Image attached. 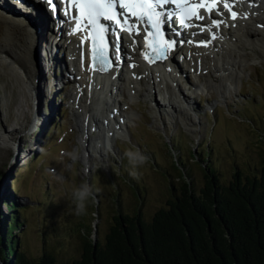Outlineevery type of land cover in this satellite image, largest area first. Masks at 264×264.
Segmentation results:
<instances>
[{"label": "rangeland", "instance_id": "1", "mask_svg": "<svg viewBox=\"0 0 264 264\" xmlns=\"http://www.w3.org/2000/svg\"><path fill=\"white\" fill-rule=\"evenodd\" d=\"M18 17L27 19L24 14ZM56 40L49 39L52 47ZM250 44V50L237 57L240 67L219 75L203 54L198 62L210 69L194 74L190 67H195V58L185 61L189 53L182 47L183 56L176 54L175 60L185 75L171 87L181 113L171 110L151 84L148 98L130 97L125 89L113 96L119 105L110 116V132L95 130L93 123L86 131V110L76 108L68 96L76 88L71 65L64 71L66 90L58 93L64 86L54 84L44 97L41 90L47 91V83L40 63L42 82L38 78L34 105L24 91L0 83V132L14 137L7 146L0 143V224L9 211L2 202L13 194L23 224L22 251L35 258L48 251L57 262H68L79 258L83 238L104 242L118 208L127 215L139 211L148 223L182 188L183 181L175 179L182 174L194 193L204 188L206 169L222 186L231 183L236 172L248 178L258 175L264 158V35ZM63 52L67 62L66 48L58 57ZM34 60L40 61L36 52ZM183 97L187 102L190 98L193 109H187ZM139 156L146 159L140 161ZM82 183L92 188L93 196L77 215L72 193Z\"/></svg>", "mask_w": 264, "mask_h": 264}, {"label": "bare ground", "instance_id": "2", "mask_svg": "<svg viewBox=\"0 0 264 264\" xmlns=\"http://www.w3.org/2000/svg\"><path fill=\"white\" fill-rule=\"evenodd\" d=\"M24 5L21 6V4L17 3V0H0V7L2 8H0V83L10 88L15 87L19 92L24 91L31 103L30 105H34L32 102L36 101L38 97V93L36 94L38 91L37 80L39 78L41 84L42 67L43 76L45 77H43V83H47V91L41 90V95L44 93L46 94L44 97H47L53 92L54 84L58 85L60 83L64 86L62 83L64 79H67L64 71H66L67 64H71L73 75L76 79H74V76L70 77V79H72L76 88L69 91L68 96L76 108L83 107L86 110V116L82 115L86 131L91 126L90 124L93 123L95 130L106 129L107 132H110L111 122L109 119L112 116L113 108H117L119 105L113 96H116L119 91L126 92L125 89H127L130 97L148 98L150 94L148 93V88H150V84L151 86L153 85L152 81L160 85L161 93H164L163 96L165 95L168 107L174 112L178 110L181 113L178 104L173 101L175 95H173L174 93L171 90V87L176 84V79L181 78L184 74L182 70L176 69L178 61L172 56L175 50L181 52L179 54L180 57L183 56L179 45L175 44L168 54L166 63L169 64L170 71L162 69L157 72V66L152 67V65L142 62L141 51L137 41L130 40L131 42L128 44L130 50H127L121 44L119 63L117 64L113 60L115 65H113L112 69L98 77L87 65L83 52L85 42L79 32L70 34L73 33L74 28L61 18L50 17L44 10V5L39 3L38 0H24ZM233 5L234 8L237 7L238 18L233 20L225 12V16L228 17V26L225 27L224 24H221L219 30L212 28V33H215L217 37L215 40L212 39V33L210 32H208L210 37L204 33L203 35L199 34L200 28L199 30L191 29L189 32L191 34L189 36L191 41H188L187 45L189 54H185L183 59L186 61L190 59V56H194V64L196 63V65H194V68L190 65L194 74L206 72V70L210 69L209 64L198 62V60L202 59L200 57L202 54L205 57H210V61L213 62L212 70L218 75L221 73L228 74V70H235L236 66L239 68L240 64L237 62V57L240 58L242 55L240 52L246 49L250 50V42L256 39L257 36L264 35V27H260L264 26V0H234ZM241 13L243 16H241ZM23 14L27 16V19L18 17V15L21 16ZM213 17L216 20L221 19L215 13H213ZM38 38H40L39 42ZM50 38L52 40L57 39L53 47L49 43ZM201 41H210V43L205 47L200 44ZM63 48L71 49V62L69 61V63L64 58V52L62 56L65 61L63 63L62 56L58 57V51L63 50ZM35 52L37 60L39 58L40 61L35 62ZM110 54L111 56L113 55V50ZM218 61L220 62L219 66L214 63ZM66 76L69 77L70 75ZM116 82L118 85L115 84ZM189 83L190 86L195 85L193 82ZM142 85L147 87V89L141 91L139 87ZM64 90H66L65 86L58 93ZM38 92L40 93V91ZM188 99L189 101L187 102L183 97L182 101L187 109L190 110L193 109L191 107L193 104L190 98ZM155 104L158 106V103ZM161 107L162 105L159 104L158 108ZM37 112L38 108L35 115H38ZM44 113L48 114V111H44ZM96 113L99 114L96 116L98 118L94 116ZM119 116L124 120L125 117L122 112ZM12 139L14 140L13 136L9 134L2 136L0 132L1 144L7 146V143Z\"/></svg>", "mask_w": 264, "mask_h": 264}, {"label": "trees", "instance_id": "3", "mask_svg": "<svg viewBox=\"0 0 264 264\" xmlns=\"http://www.w3.org/2000/svg\"><path fill=\"white\" fill-rule=\"evenodd\" d=\"M208 171L196 193L183 174L176 177L182 188L148 223L139 211L118 208L104 242L93 248L83 238L79 258L68 262L48 251L38 258L22 251L23 224L10 194L2 202L9 211L0 224V264H264V158L258 175L236 172L224 186Z\"/></svg>", "mask_w": 264, "mask_h": 264}, {"label": "snow or ice", "instance_id": "4", "mask_svg": "<svg viewBox=\"0 0 264 264\" xmlns=\"http://www.w3.org/2000/svg\"><path fill=\"white\" fill-rule=\"evenodd\" d=\"M39 3L48 6V10L56 18L63 15L68 21L74 24L75 32H87V38L91 40V58L94 71L105 72L111 66L112 60L119 63V44H113V55L106 54V49L102 46L105 34L116 37L119 40V33L127 31L130 35L136 25L151 36L154 56L157 60L166 59L176 41H165L164 37L169 28L175 29V21L179 19L180 27H199L201 32L212 33V28L220 29V25L227 27L225 12L230 18H238L237 11L234 10L233 0H38ZM17 3L24 5V0H17ZM174 6V8H173ZM203 9L207 13V18L211 24L194 25L192 20H203L204 15L200 14ZM223 9V10H221ZM220 16V20L213 17ZM78 14V15H77ZM241 16L243 14L241 13ZM111 22L110 24L102 23ZM259 26V25H258ZM264 27V26H260ZM182 33L176 31V35ZM139 35V32H137ZM216 34L212 33L215 40ZM135 40V37H133ZM148 46L147 40L145 41ZM210 41H201L200 44L207 47ZM163 45L162 47L157 46ZM147 58V57H146ZM152 62L151 58H148Z\"/></svg>", "mask_w": 264, "mask_h": 264}, {"label": "clouds", "instance_id": "5", "mask_svg": "<svg viewBox=\"0 0 264 264\" xmlns=\"http://www.w3.org/2000/svg\"><path fill=\"white\" fill-rule=\"evenodd\" d=\"M140 161H144L146 158L143 156L138 157ZM73 159L75 157L73 156ZM74 203L76 204L75 212L77 215H81L86 210V201L93 196L92 188L87 183H82L72 193Z\"/></svg>", "mask_w": 264, "mask_h": 264}, {"label": "water", "instance_id": "6", "mask_svg": "<svg viewBox=\"0 0 264 264\" xmlns=\"http://www.w3.org/2000/svg\"><path fill=\"white\" fill-rule=\"evenodd\" d=\"M95 242H96V239L93 238L92 241H91V243L93 244V248H95Z\"/></svg>", "mask_w": 264, "mask_h": 264}]
</instances>
